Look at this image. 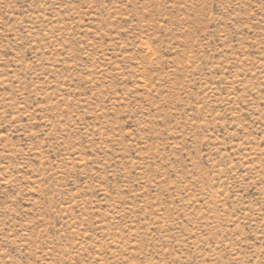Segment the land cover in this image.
I'll return each instance as SVG.
<instances>
[{"label": "rangeland", "instance_id": "obj_1", "mask_svg": "<svg viewBox=\"0 0 264 264\" xmlns=\"http://www.w3.org/2000/svg\"><path fill=\"white\" fill-rule=\"evenodd\" d=\"M0 264H264V0H0Z\"/></svg>", "mask_w": 264, "mask_h": 264}]
</instances>
